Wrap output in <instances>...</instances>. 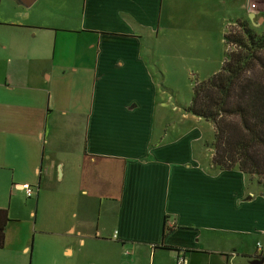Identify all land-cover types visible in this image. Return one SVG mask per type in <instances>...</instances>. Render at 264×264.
<instances>
[{"label": "crops", "instance_id": "obj_1", "mask_svg": "<svg viewBox=\"0 0 264 264\" xmlns=\"http://www.w3.org/2000/svg\"><path fill=\"white\" fill-rule=\"evenodd\" d=\"M162 10L163 0H0V209L11 221L28 207L39 250L55 244L44 264L256 259L264 192L215 168L213 122L189 113L191 100L172 103L168 83L206 46L193 37L179 50L186 34ZM31 249L0 251V264H29Z\"/></svg>", "mask_w": 264, "mask_h": 264}, {"label": "trees", "instance_id": "obj_2", "mask_svg": "<svg viewBox=\"0 0 264 264\" xmlns=\"http://www.w3.org/2000/svg\"><path fill=\"white\" fill-rule=\"evenodd\" d=\"M224 39L221 70L196 82L186 110L215 126L213 166L239 169L264 188V32L238 19ZM9 222L8 210L0 209V249Z\"/></svg>", "mask_w": 264, "mask_h": 264}, {"label": "rangeland", "instance_id": "obj_3", "mask_svg": "<svg viewBox=\"0 0 264 264\" xmlns=\"http://www.w3.org/2000/svg\"><path fill=\"white\" fill-rule=\"evenodd\" d=\"M255 3L257 6L253 10L251 4ZM264 16V0H163V14H168V18L172 21L168 24L171 31L176 34L185 33L183 36L185 42L181 44L186 49L192 44L188 40H193L196 43L203 44L207 47L197 49V58L200 60L198 65H192L188 69L189 74L184 75L180 79H173L168 84L170 95L172 96V103L186 104L190 102L193 95V88L197 81L206 80L209 72H218L222 68V63L226 56L227 45L225 43L224 35L229 31L232 24L237 23L238 19L246 21L248 25L254 28L258 33L264 32V24L258 23V17H255L253 24L248 11ZM263 13V14H262ZM164 16V15H163ZM170 16V17H169ZM172 26V28H171ZM202 36H195L198 34ZM208 52L210 54L208 61ZM205 123V122H204ZM204 129L211 133L209 126L204 124ZM258 180L257 178L255 181ZM264 180V179H262ZM260 191L264 192V188L253 182ZM31 201L30 198H28ZM34 200V199H32ZM16 216L18 219L11 218L7 229L6 247L0 251L8 254H15L16 251L28 244L30 245V252L28 254L29 264L32 263V253L34 247L35 258L33 264L39 263V254L41 255L42 263L45 262V253H48L55 246L54 243H47L44 250H39V245L35 243V235L39 237L36 227L35 216L30 215L28 207L20 202L16 209ZM39 216V223H40ZM264 246V236L260 238Z\"/></svg>", "mask_w": 264, "mask_h": 264}, {"label": "built area", "instance_id": "obj_4", "mask_svg": "<svg viewBox=\"0 0 264 264\" xmlns=\"http://www.w3.org/2000/svg\"><path fill=\"white\" fill-rule=\"evenodd\" d=\"M256 4L252 3L251 4V9L256 8ZM20 189H22L28 198L33 197L35 195V190L32 186L28 184H24L19 186ZM264 256V246L261 242H258L257 244V257H262ZM177 264H188V261L184 257H180L177 261Z\"/></svg>", "mask_w": 264, "mask_h": 264}, {"label": "water", "instance_id": "obj_5", "mask_svg": "<svg viewBox=\"0 0 264 264\" xmlns=\"http://www.w3.org/2000/svg\"><path fill=\"white\" fill-rule=\"evenodd\" d=\"M23 5L30 6L33 3V0H19ZM251 264H264V259H253Z\"/></svg>", "mask_w": 264, "mask_h": 264}]
</instances>
